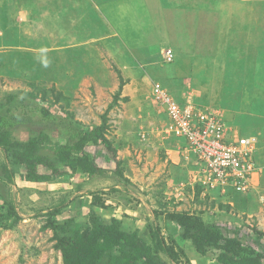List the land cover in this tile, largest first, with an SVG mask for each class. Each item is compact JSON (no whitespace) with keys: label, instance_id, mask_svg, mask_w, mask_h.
Returning <instances> with one entry per match:
<instances>
[{"label":"rangeland","instance_id":"obj_1","mask_svg":"<svg viewBox=\"0 0 264 264\" xmlns=\"http://www.w3.org/2000/svg\"><path fill=\"white\" fill-rule=\"evenodd\" d=\"M196 1L204 4L202 9L222 11L227 16L223 19L225 30L210 31L214 33L212 38L198 36L199 31L194 33L195 30L180 37V33L174 32L177 28L175 13L166 15L171 24L164 25V29L173 31L170 45L175 46L171 49L176 60L169 64L162 58L156 67L143 71L144 87L139 89L140 94L132 95L125 87L129 78L107 50L95 48L98 54L85 68L72 66L68 62L71 57L66 54L56 56L57 68L45 67L46 55L31 48L34 42L27 41V37L53 35L51 19H39L36 24H30V19H16L19 23L11 26L4 25V19H0V26L9 29L5 37L0 30V111L8 95L26 97V93H33L38 99L46 98L43 106L52 113L73 119L88 132L100 126L102 116L108 112V138L115 145L116 161L121 162L127 180L124 182L112 173L115 167L112 153L104 146L90 145L86 150L95 155L99 167L107 170L105 177L57 176L46 185L30 184L17 177L11 187L0 181V195L13 199L22 218L17 223L11 221L9 228L0 225V264H63L55 233L47 228L49 218L37 214L70 200L72 203L55 219L56 223L74 218L85 227L95 212L106 220L114 217L122 220L127 230L137 229L146 234V221L154 219L155 211L187 212L200 215L207 223L218 224L226 236L233 237L239 231L245 244L264 250V187L254 190L250 182L246 192L227 189L223 198L218 192L206 195L199 182L200 164L187 151L185 139L164 137L165 111L150 98L151 86L159 83L181 105L191 102L200 109L216 111L234 133L262 140L256 162L264 165V0ZM6 2L0 0V12ZM130 3L137 5L139 14H147L141 8V0H130ZM155 16V19L144 20L147 27L163 17ZM203 16L201 19H213ZM182 17L180 19H187L188 27L196 19L194 14ZM24 22L27 24L21 27L20 23ZM128 23L131 19H126L124 26ZM135 30L134 39L143 40L142 29L136 27ZM176 34L182 39L177 40ZM155 38V34L145 32L142 45L147 47ZM138 41L133 40L132 44ZM53 88L57 93H47ZM120 88L122 91L115 104ZM60 94L63 99L55 102ZM157 126L161 128L158 131ZM42 130L47 131L54 142H65L63 130L43 121L18 127L14 138L26 142ZM2 160L0 150V162ZM42 171L50 173L47 169ZM90 191H102L100 195L108 211L92 207V199L87 196ZM198 191H201L199 199L195 196ZM210 196L217 200H210ZM160 223L167 238L179 232L175 224L167 223L165 216L160 218ZM180 243L186 255L182 264H218L210 256L198 255L190 242Z\"/></svg>","mask_w":264,"mask_h":264},{"label":"trees","instance_id":"obj_2","mask_svg":"<svg viewBox=\"0 0 264 264\" xmlns=\"http://www.w3.org/2000/svg\"><path fill=\"white\" fill-rule=\"evenodd\" d=\"M191 3L197 8H205L202 2L192 0ZM56 56L59 57L60 54L51 57ZM57 63H47L43 66L57 68ZM79 66L83 67L81 64ZM121 88L115 95V104L120 97ZM47 93L53 94L57 91L53 88ZM25 96L8 95L7 102L0 111V150L3 154V160L0 162V181L11 187L16 183L17 177L35 185L49 184L57 176L105 177L107 170L99 167L95 155L86 150L93 145L104 146L108 153L113 154L115 167H112V173L127 182L121 162L115 158V145L108 138V112L102 116V124L88 132L82 124L68 117H59L43 106L46 98L38 99L33 93H26ZM62 99L60 94L55 102ZM38 121L56 124L57 128L66 134L65 142H54L45 130L31 136L26 142L14 138L18 127ZM44 169L50 173L45 174L42 171ZM112 190L116 191L115 188ZM101 193L102 191H90L87 196L92 199V207L108 211ZM200 194L201 191H198L195 196L199 199ZM71 203V200L66 201L46 213L41 211L37 214L39 217L49 218L47 228L55 233L63 264H182V258L186 255L180 247V242H190L198 255L206 258L210 256L218 264H264V250H257L245 244L239 231L233 237L224 235L218 224L207 223L200 215L155 211L154 219L146 221V234L137 229L127 230L122 220L116 217L106 220L95 212L90 215L85 227L74 218L64 223H56L55 219L61 216ZM162 216H165L168 224L172 223L178 227L179 232L173 234L172 238H167L164 234L160 223ZM20 220L22 218L13 199L0 195V225L9 228L11 221L17 223ZM258 235L263 236L262 233Z\"/></svg>","mask_w":264,"mask_h":264},{"label":"crops","instance_id":"obj_3","mask_svg":"<svg viewBox=\"0 0 264 264\" xmlns=\"http://www.w3.org/2000/svg\"><path fill=\"white\" fill-rule=\"evenodd\" d=\"M191 1L141 0V8H144L147 14H139V11L135 8L137 5H132L130 0H7L3 5L2 12H0V19H4V25L7 26L8 24L11 26L19 23L16 19H30V24L33 22L36 24L39 19H51L50 31L54 33L53 35L45 37L38 35L35 38L26 36L27 41L34 42L31 48L35 47L36 50L46 55V63H54L55 65L57 59L51 56L66 54L71 57L68 58V62L72 66L81 64L83 67H87L91 63L92 58L98 54V51L94 50L95 48L107 50L115 58L124 76L129 78L126 79L127 84L125 87L126 92L128 91V94L131 93L130 95H132V93L138 94L139 89L144 87L143 80H146V78L143 71L156 67L162 58L167 63L165 61V53L169 50L173 51L171 48L175 47L173 44L172 47L170 45L173 31L167 28L166 30L164 29L165 26H170L171 24L166 19V15L175 13L177 28L174 32L180 33V37H183V34L191 33L190 30H195L194 33L199 31L198 36L202 34L204 37L209 36L212 38L211 36H214L215 30H225L223 19L227 16L222 11L216 10L212 12L211 10L197 8L192 3L190 4ZM153 11L158 17L159 15H163V17L154 22L152 27H147L144 20L155 19L156 16H153ZM191 14L196 15V19L193 21L194 27L192 28L193 24L188 27L187 19H180L181 16L186 18V15L189 16ZM203 15H208L213 19H201L204 17ZM126 19H131V23L124 26ZM25 24L27 23H20L21 27ZM132 25L133 27H131ZM21 27L20 30H22ZM136 27H139L140 30L142 29L143 40L145 32L156 35L153 42L147 46L148 50L146 46L142 45L143 40L134 39L133 33L137 31L135 30ZM150 29H152V32H150ZM0 30L2 31L1 36L5 37L9 29L5 26H0ZM21 34L23 35V33ZM178 34L175 37L176 39L178 38L177 40H181L182 38ZM133 40L140 41L132 44ZM181 53L179 52V54ZM183 53L186 54L184 51ZM141 55H144L143 59L140 58ZM179 57L181 58V56ZM134 87L135 89H133ZM146 96H148L147 93ZM156 114L157 117L160 116L159 112ZM163 119H165V116ZM160 122L163 123L162 121ZM158 123H155V125H158ZM160 127L157 126L156 131L160 130ZM149 129L153 132L152 127ZM259 167V173H255L251 179V187L254 190L264 187V165H259ZM255 179L256 181H254ZM254 183L258 187L254 186ZM251 194L250 200L252 199ZM223 195L224 193H221L220 197L223 198ZM210 200L216 201L217 198L210 196Z\"/></svg>","mask_w":264,"mask_h":264},{"label":"built area","instance_id":"obj_4","mask_svg":"<svg viewBox=\"0 0 264 264\" xmlns=\"http://www.w3.org/2000/svg\"><path fill=\"white\" fill-rule=\"evenodd\" d=\"M174 59L173 51L165 53L167 63ZM151 98L165 111L168 122L162 131L164 137L185 139L187 151L200 164L199 182L206 195L249 189L254 174L260 171L256 162L258 137L234 133L216 111L200 109L191 102L181 105L159 83L152 85Z\"/></svg>","mask_w":264,"mask_h":264},{"label":"clouds","instance_id":"obj_5","mask_svg":"<svg viewBox=\"0 0 264 264\" xmlns=\"http://www.w3.org/2000/svg\"><path fill=\"white\" fill-rule=\"evenodd\" d=\"M152 87V86H151ZM259 138V137H258ZM259 140H260V138H259ZM261 141V140H260ZM260 144V143H259ZM258 150H259V145H258ZM258 152V151H257ZM256 155H257V153H256ZM259 166V165H258Z\"/></svg>","mask_w":264,"mask_h":264}]
</instances>
